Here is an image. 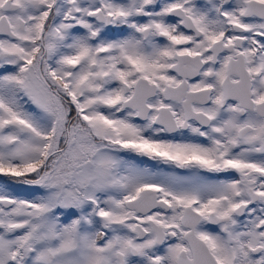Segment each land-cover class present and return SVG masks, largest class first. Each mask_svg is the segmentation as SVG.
Here are the masks:
<instances>
[{
  "label": "snow or ice",
  "instance_id": "6c2138e0",
  "mask_svg": "<svg viewBox=\"0 0 264 264\" xmlns=\"http://www.w3.org/2000/svg\"><path fill=\"white\" fill-rule=\"evenodd\" d=\"M0 264H264V0H0Z\"/></svg>",
  "mask_w": 264,
  "mask_h": 264
}]
</instances>
